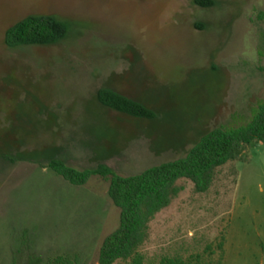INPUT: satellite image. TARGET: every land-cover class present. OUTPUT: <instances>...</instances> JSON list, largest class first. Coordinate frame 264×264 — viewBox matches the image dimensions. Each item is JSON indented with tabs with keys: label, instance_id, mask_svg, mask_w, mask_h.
I'll use <instances>...</instances> for the list:
<instances>
[{
	"label": "rangeland",
	"instance_id": "1",
	"mask_svg": "<svg viewBox=\"0 0 264 264\" xmlns=\"http://www.w3.org/2000/svg\"><path fill=\"white\" fill-rule=\"evenodd\" d=\"M28 14L64 20L66 38L8 49L6 28ZM102 86L162 117L150 127L106 111L94 96ZM262 101L264 0H0V146L54 144L58 151L35 155L128 175L182 157L215 127L245 126ZM242 155L218 167L205 192L178 180L179 193L148 223L146 262L196 252L264 264V143ZM108 183L92 175L73 185L33 162L0 163V264H27L29 253L39 264H99L101 241L118 224Z\"/></svg>",
	"mask_w": 264,
	"mask_h": 264
},
{
	"label": "trees",
	"instance_id": "2",
	"mask_svg": "<svg viewBox=\"0 0 264 264\" xmlns=\"http://www.w3.org/2000/svg\"><path fill=\"white\" fill-rule=\"evenodd\" d=\"M201 7H212L215 0H193ZM67 36L66 22L53 14H28L6 28L3 43L8 49L27 46L57 44ZM8 83V82H5ZM36 112L47 115L36 97L29 94ZM95 99L106 111H111L151 127L162 117L159 111L134 97L127 96L108 86L95 91ZM249 122L239 128L215 127L199 135L182 157L146 167L140 172L120 175L108 166L76 168L55 154L38 157L42 149L58 151V145L33 144L31 141L3 139L0 160L3 167H12L19 161H28L47 167L73 185H83L92 175L108 180L107 194L119 209L118 224L101 241L98 250L99 264H221L222 255L211 253L166 254L156 262H146L140 247L147 238V227L152 217L166 207L179 193L178 180L188 179L194 191L205 192L211 185L216 170L228 161L245 160L242 150L246 145L264 143V101L259 102ZM163 116L166 113H162ZM43 151V150H42ZM222 249V248H220ZM206 252V251H205ZM13 264H19L13 260ZM40 257L29 253L27 264H39ZM46 264H75L66 256H57Z\"/></svg>",
	"mask_w": 264,
	"mask_h": 264
}]
</instances>
